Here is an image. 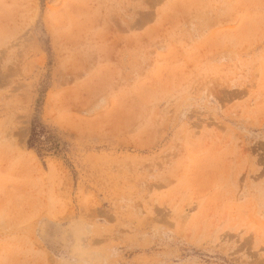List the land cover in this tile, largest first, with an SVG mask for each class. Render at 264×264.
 Masks as SVG:
<instances>
[{"label": "rangeland", "instance_id": "1", "mask_svg": "<svg viewBox=\"0 0 264 264\" xmlns=\"http://www.w3.org/2000/svg\"><path fill=\"white\" fill-rule=\"evenodd\" d=\"M0 264H264V0H0Z\"/></svg>", "mask_w": 264, "mask_h": 264}, {"label": "trees", "instance_id": "2", "mask_svg": "<svg viewBox=\"0 0 264 264\" xmlns=\"http://www.w3.org/2000/svg\"><path fill=\"white\" fill-rule=\"evenodd\" d=\"M46 129L42 124L33 122L31 136L29 138V146L35 147L38 146V143L42 142V137L46 135Z\"/></svg>", "mask_w": 264, "mask_h": 264}]
</instances>
